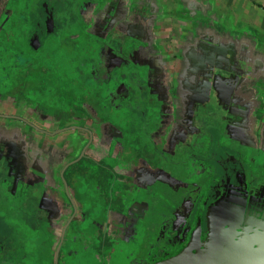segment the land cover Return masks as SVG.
Instances as JSON below:
<instances>
[{"label":"flooded vegetation","instance_id":"flooded-vegetation-1","mask_svg":"<svg viewBox=\"0 0 264 264\" xmlns=\"http://www.w3.org/2000/svg\"><path fill=\"white\" fill-rule=\"evenodd\" d=\"M164 4L0 0V264H151L218 204L264 219L263 34Z\"/></svg>","mask_w":264,"mask_h":264},{"label":"water","instance_id":"water-1","mask_svg":"<svg viewBox=\"0 0 264 264\" xmlns=\"http://www.w3.org/2000/svg\"><path fill=\"white\" fill-rule=\"evenodd\" d=\"M218 204L205 222L206 232H194L174 254L151 264H264V219L241 215Z\"/></svg>","mask_w":264,"mask_h":264},{"label":"crops","instance_id":"crops-1","mask_svg":"<svg viewBox=\"0 0 264 264\" xmlns=\"http://www.w3.org/2000/svg\"><path fill=\"white\" fill-rule=\"evenodd\" d=\"M166 11L180 10L185 12L186 7L172 6V3L184 0H162ZM179 1V2H178ZM195 2V10L202 9L216 19L229 31H241L248 34L259 32L264 35V0H190ZM196 14V13H195ZM206 17V16H205Z\"/></svg>","mask_w":264,"mask_h":264},{"label":"rangeland","instance_id":"rangeland-1","mask_svg":"<svg viewBox=\"0 0 264 264\" xmlns=\"http://www.w3.org/2000/svg\"><path fill=\"white\" fill-rule=\"evenodd\" d=\"M61 21H63L64 22V20H61ZM64 25H66V23H64ZM61 33V32H60ZM77 38H79V37H77ZM262 38H263V41H264V35H262ZM11 40H16L15 38H13V37H11ZM78 44L80 45L82 42H83V39L81 40V39H79L78 41ZM74 54H71V57L73 56Z\"/></svg>","mask_w":264,"mask_h":264}]
</instances>
